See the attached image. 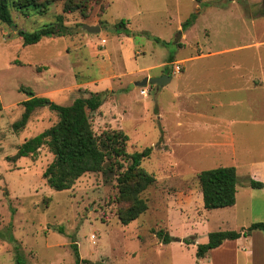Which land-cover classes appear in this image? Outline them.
<instances>
[{"label": "rangeland", "instance_id": "rangeland-1", "mask_svg": "<svg viewBox=\"0 0 264 264\" xmlns=\"http://www.w3.org/2000/svg\"><path fill=\"white\" fill-rule=\"evenodd\" d=\"M65 1L29 16L12 8L14 24L0 21V264H75L74 243L90 260L80 264H211V257L198 259L197 244L210 232L253 221L242 212L233 220L230 207L205 208L198 173L236 164L243 175L264 161V84L253 86L258 76L264 81V0H83L72 13L63 11ZM58 14L66 34L24 45L19 30H39ZM202 53L212 57L193 62L206 69L196 74L202 77L196 90L209 92L175 97L187 57ZM162 72L173 77L164 88L135 83ZM29 88L62 105L109 91L89 112L91 123L97 134L123 130L128 152L150 149L141 164L156 180L142 193L144 213L123 225L118 213L127 204L118 199L115 177L107 181L102 172L86 173L67 190L50 187L43 172L54 154L46 145L35 155L11 158L59 118L37 108L16 131ZM223 117L238 120L230 127L235 137L224 138L234 143L211 146L214 129L203 126L225 130L224 121L210 120ZM238 259L213 262L252 264L242 250Z\"/></svg>", "mask_w": 264, "mask_h": 264}, {"label": "trees", "instance_id": "trees-1", "mask_svg": "<svg viewBox=\"0 0 264 264\" xmlns=\"http://www.w3.org/2000/svg\"><path fill=\"white\" fill-rule=\"evenodd\" d=\"M54 0H0V21L14 24L12 8L25 16L31 10L45 13ZM83 0H66L63 11L72 13L82 8ZM264 13V9H263ZM193 19L182 25L185 29ZM69 27L65 24L63 14H58L55 21L44 24L36 31L19 30L24 45L39 42L45 36H62ZM169 61H173L170 55ZM29 98L22 101L24 107L19 120L13 127L16 131L25 128L32 113L37 108L48 107L58 114V121L39 134L26 139L19 145L13 160L35 155L46 145L54 154L53 161L43 172L48 185L55 190L63 191L72 187L77 179L86 173L102 172L105 180L115 177L118 187V199L127 204L119 210L118 218L123 225L137 219L148 209L142 193L152 185L156 178L142 166V160L150 156V149L144 151H127L129 136L121 129L104 130L97 134L92 126L89 112L96 111L105 100L106 92H90L88 96H79L71 104L62 105L51 101L48 97L35 95L29 88L25 89ZM111 93V91H110ZM0 98V110H2ZM204 207L207 209L229 207L236 203L237 186L240 178L235 166H219L198 173ZM244 182L253 188H263L264 183L251 176L244 177ZM262 230L264 222H254L242 230H218L209 233L206 243L197 244L196 256L206 254L223 244L225 240H234L241 236H249L253 230ZM61 230V229H60ZM169 239V236L167 237ZM75 264L89 262L80 256L77 244H73Z\"/></svg>", "mask_w": 264, "mask_h": 264}, {"label": "crops", "instance_id": "crops-1", "mask_svg": "<svg viewBox=\"0 0 264 264\" xmlns=\"http://www.w3.org/2000/svg\"><path fill=\"white\" fill-rule=\"evenodd\" d=\"M208 57H212L211 54L202 53V54H198L195 56L187 57L186 64H185L183 71L177 74L178 78L174 86V96L175 97L179 98L182 95L191 97V96H196L197 93L202 95L206 92H209L210 87H208L207 89L196 90L202 80V77L196 74L202 73L203 71H206V69L204 68V66L198 67V65L193 64L194 61H199V60L202 61V59L208 58ZM189 62H192V63L188 64ZM163 74H165V72H162L156 75H153L150 73V75H152L153 77L161 76ZM257 78L259 80L255 82L253 81L254 83L253 86L255 87L263 86L264 81H261V77L259 76ZM171 82H173V77L165 86L169 85ZM164 87H161V88H164ZM218 91H221V89H218ZM210 120H218L219 122L224 121L226 124L224 127L225 130H221L219 132H217L219 125L215 126L208 122L203 126L204 130H208L209 132L212 129H214L213 131H211L214 133L209 136L211 138L213 137L214 140L209 141V145L211 146H225L226 145L227 146V145L232 144V142L234 143L233 140L229 139L231 141L229 143L227 139H224V138L233 139L235 137V133L230 130V127L232 124L238 121L236 118H232L231 120H228L223 117L220 120L216 118H212ZM241 121H243L246 124L249 120L245 119ZM261 122L264 123V119ZM178 125L179 126L182 125L180 121L178 122ZM233 166L236 167L237 165L235 164ZM249 168H251V170H248V173L243 174V175H238L240 178V182L237 186L236 203L229 207L234 211V214L232 216L233 220H237L239 218L240 212H242L243 215L245 214V216H250L253 218V221L251 222L252 224L254 222H264V187L263 188H253L249 186L247 183H245L243 179L246 176H251L252 178L262 181L264 183V161L256 162L250 165ZM236 169L239 171L238 166L236 167ZM240 197L242 198L241 200H243V202L240 200ZM254 214L258 216L255 217ZM243 228H246V227H243ZM243 228L239 229L238 231L242 230ZM230 230H234V229H230ZM255 237L259 240L258 243L255 241L256 239ZM243 238H246L247 242L245 245H243L242 247L243 249H242L240 247L241 246L240 241ZM241 250H242V253L244 254L245 261L250 262L252 264H264V233L263 231L256 229V230H253V232L247 237L241 236L234 240H225L222 245L210 250L206 256L208 258L209 257L212 258L210 260L212 261L211 264H214L213 260H216V259L226 261V262L228 260H231L234 263V258L236 257L238 259L239 253L241 252ZM227 254L229 255L228 260L225 259ZM198 259H201V258H198Z\"/></svg>", "mask_w": 264, "mask_h": 264}, {"label": "water", "instance_id": "water-1", "mask_svg": "<svg viewBox=\"0 0 264 264\" xmlns=\"http://www.w3.org/2000/svg\"><path fill=\"white\" fill-rule=\"evenodd\" d=\"M216 2L217 1H220V0H215ZM85 29H87L88 31L90 32H96V31H99L100 28L99 26H89V25H85L84 26ZM181 31H180V35L179 37L175 40V42L180 38L181 36ZM172 76L170 74H163L161 76H156V77H144L141 81H137L135 82L137 85H140V86H146L148 83L150 84H157L159 87H164L170 80H171Z\"/></svg>", "mask_w": 264, "mask_h": 264}, {"label": "built area", "instance_id": "built-area-1", "mask_svg": "<svg viewBox=\"0 0 264 264\" xmlns=\"http://www.w3.org/2000/svg\"><path fill=\"white\" fill-rule=\"evenodd\" d=\"M102 42H103V43H105V42H106V40H105V39H103V40H102ZM180 69H181V68H180V66H177V71H180Z\"/></svg>", "mask_w": 264, "mask_h": 264}]
</instances>
